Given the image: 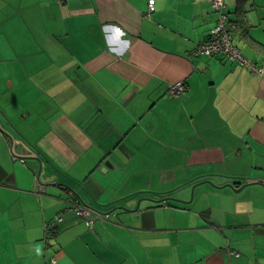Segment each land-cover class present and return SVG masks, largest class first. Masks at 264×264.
<instances>
[{"label": "crops", "instance_id": "obj_1", "mask_svg": "<svg viewBox=\"0 0 264 264\" xmlns=\"http://www.w3.org/2000/svg\"><path fill=\"white\" fill-rule=\"evenodd\" d=\"M154 1L0 0V264H264V73L195 54L213 0ZM225 3L264 69V0Z\"/></svg>", "mask_w": 264, "mask_h": 264}, {"label": "built area", "instance_id": "obj_2", "mask_svg": "<svg viewBox=\"0 0 264 264\" xmlns=\"http://www.w3.org/2000/svg\"><path fill=\"white\" fill-rule=\"evenodd\" d=\"M155 9V1L149 0V10L152 12ZM212 9L219 14L218 20L213 27L210 35V39L203 42L195 51L197 55H204L212 57L213 55H223L233 62H239L246 66L252 72L259 74L264 73V69L258 68L254 63L247 60L240 47L234 40V35L231 31L230 16L228 13V6L225 0H213ZM188 90L187 84L184 81H179L172 84L170 87V93L174 97L183 95ZM77 214L83 216L87 220L89 226L92 225L93 221L90 218L92 212L86 208L78 207ZM108 217V215H107ZM61 218H56L55 221L50 222L47 225V235H49L56 227V221H61ZM235 256H239L237 252H231Z\"/></svg>", "mask_w": 264, "mask_h": 264}, {"label": "trees", "instance_id": "obj_3", "mask_svg": "<svg viewBox=\"0 0 264 264\" xmlns=\"http://www.w3.org/2000/svg\"><path fill=\"white\" fill-rule=\"evenodd\" d=\"M248 0H238V3H237V14H238V16H241V17H244L245 16V14H246V10H245V8H244V5H245V3L247 2ZM228 13H229V11H228ZM229 16H230V14H229ZM244 20V19H243ZM243 20H237V24L238 25H241V24H243ZM233 21H231V19H230V23H231V31H232V23ZM14 153V152H13ZM12 153V154H13ZM13 157H14V159L15 160H19V161H21L22 163H25V159L24 158H20V157H17L16 155H15V153L13 154ZM78 207H82V208H86V209H88V210H90L91 212H94L93 210H91V208H88V207H85V206H83V205H81V206H74V210H75V212L77 213V208ZM79 215V214H78ZM81 216V215H80ZM92 216L93 215H91L90 216V218H92ZM104 218H107V214H105V215H102ZM83 217V216H82ZM56 218H61L62 219V217L61 216H59V217H56ZM56 218H55V220H56ZM86 219V218H85ZM55 220H53V221H55ZM62 221V220H61ZM57 222H59V221H56V226H57Z\"/></svg>", "mask_w": 264, "mask_h": 264}, {"label": "water", "instance_id": "obj_4", "mask_svg": "<svg viewBox=\"0 0 264 264\" xmlns=\"http://www.w3.org/2000/svg\"><path fill=\"white\" fill-rule=\"evenodd\" d=\"M209 183H211V182H209ZM63 187L67 188L69 190V192H70L69 194H73V195H75V196H77L79 198V196H78L79 194L72 187L67 186V185H63ZM193 196H194V189H193L192 198H191V200L189 202H191L193 200ZM170 199H173V200H176V201H179V202H182V203H189V202H185V201L178 200V199H175V198H170ZM161 201H163V200H161ZM78 202L81 203L82 205H85V203L81 199H79ZM139 206H140V202L138 203V205L135 208V210L128 209V208H126L124 206H118L117 209H121V210H124V211H138L139 210ZM88 208H90V207H88Z\"/></svg>", "mask_w": 264, "mask_h": 264}]
</instances>
